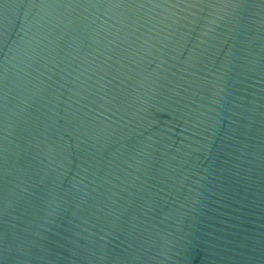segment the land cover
Segmentation results:
<instances>
[{"label":"water","instance_id":"obj_1","mask_svg":"<svg viewBox=\"0 0 264 264\" xmlns=\"http://www.w3.org/2000/svg\"><path fill=\"white\" fill-rule=\"evenodd\" d=\"M0 264H264V0H0Z\"/></svg>","mask_w":264,"mask_h":264}]
</instances>
